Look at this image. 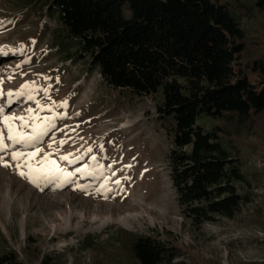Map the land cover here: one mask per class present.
<instances>
[{
  "label": "rangeland",
  "instance_id": "rangeland-1",
  "mask_svg": "<svg viewBox=\"0 0 264 264\" xmlns=\"http://www.w3.org/2000/svg\"><path fill=\"white\" fill-rule=\"evenodd\" d=\"M46 1L0 0V48L8 53L0 54L3 91L35 81L37 87L49 89L47 96L36 94L42 105L67 102L55 108L65 118L56 119L57 127L44 138L34 164L52 153L50 159L75 172L92 165L96 156L104 174L76 173L62 187L55 181L37 185L19 175L9 153L0 154L12 164L0 166V253L14 249L23 264H41L48 255L55 257V264H137L125 236L131 233L181 249L172 264H264V132L255 125L225 138L241 152L252 201L234 219L193 226L181 213L170 179L172 136L168 122L158 119L161 96L135 97L108 87L98 70L89 69L90 57L79 58L78 47L48 13ZM240 21L246 33L241 55L245 64L264 56V11L252 6ZM0 104L10 116H27V108H37L23 97L7 106L5 96ZM198 123L206 130L225 125L204 115ZM60 140L66 143L57 151ZM69 153L70 159H83L73 164L60 159ZM105 181L111 191H96ZM77 185L87 188L82 191Z\"/></svg>",
  "mask_w": 264,
  "mask_h": 264
},
{
  "label": "trees",
  "instance_id": "trees-1",
  "mask_svg": "<svg viewBox=\"0 0 264 264\" xmlns=\"http://www.w3.org/2000/svg\"><path fill=\"white\" fill-rule=\"evenodd\" d=\"M264 0H47L45 7L90 57L108 87L161 96L158 119L172 136L170 179L184 218L195 227L234 219L252 201L243 157L225 138L256 125L264 132V56L241 62V15ZM251 75L258 78L252 80ZM204 115L223 120L206 130ZM137 264H172L182 254L157 237L125 233ZM48 255L41 264H55ZM0 264H23L0 253Z\"/></svg>",
  "mask_w": 264,
  "mask_h": 264
},
{
  "label": "snow or ice",
  "instance_id": "snow-or-ice-1",
  "mask_svg": "<svg viewBox=\"0 0 264 264\" xmlns=\"http://www.w3.org/2000/svg\"><path fill=\"white\" fill-rule=\"evenodd\" d=\"M3 22L0 21V25ZM17 51V50H13ZM18 51L23 52V48ZM0 54L7 55L8 53L0 48ZM24 63H30L29 60H25ZM21 65H17L19 68ZM13 76H9L8 79H12ZM47 79V77H44ZM48 88H40L36 86L35 81L25 82L20 86L19 89L15 91H9L5 93L3 91V81L0 80V99L7 97V106H11L16 100L20 98H26L28 101H34L37 105L36 109L31 107L27 108L28 115L21 116H10L5 114V105L0 104V124L3 125L0 128V154L9 153L11 160L15 162V167L17 168L19 175L28 179L33 184H39L41 181L45 182H56L57 187H62L65 183L72 182L71 178L80 173L84 176H95L97 174H104V166L100 165L97 161L96 156H92V165L85 164L82 168H77L75 172H70L65 168L60 167L55 160L50 159L52 153H45L40 160H37L35 164L33 161L36 156L41 153L42 148L40 145L44 142V138L49 136L50 133L56 129V119H64L65 114L55 113L56 107H65L66 101L60 104L53 102L51 105H42L38 99H36V94L43 92L45 96L48 95ZM50 99V97H49ZM49 111L54 114L51 116H40L39 111ZM19 120L20 124L17 125L15 121ZM31 128V131H25V129ZM6 132V134H5ZM54 139V138H53ZM66 143L65 140H60L58 142L57 151L59 146H63ZM16 146H21L17 148ZM52 148V144L48 145ZM28 149H31L30 151ZM92 149L88 148L87 153H91ZM101 151H103V146H101ZM72 153L61 156L60 159L67 161L69 164H73L76 161L83 159V156H76L75 159H70ZM93 165L95 167H93ZM0 166L11 167L8 161L4 159V155H0ZM126 167H131L128 165ZM24 169H27L26 171ZM114 175V173H113ZM117 185L120 184L119 180H116ZM80 190H86L87 186L77 185ZM96 191H111L107 188V181L102 184ZM105 198H107L105 196Z\"/></svg>",
  "mask_w": 264,
  "mask_h": 264
}]
</instances>
